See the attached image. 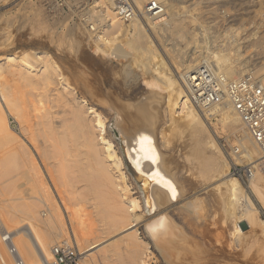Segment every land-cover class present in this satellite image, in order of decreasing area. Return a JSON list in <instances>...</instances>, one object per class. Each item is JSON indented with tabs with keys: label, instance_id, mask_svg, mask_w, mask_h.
<instances>
[{
	"label": "bare ground",
	"instance_id": "1",
	"mask_svg": "<svg viewBox=\"0 0 264 264\" xmlns=\"http://www.w3.org/2000/svg\"><path fill=\"white\" fill-rule=\"evenodd\" d=\"M163 1L166 2L168 10V16L165 21L152 22L142 17H136L127 23L125 27L116 17L114 10L115 0H96L97 4L101 5L97 20H101L102 24L99 27L102 29H99L101 35L97 33L95 39L91 42L96 47H93L95 49L93 50L101 52L102 57L113 58L115 48H112V43L116 36L119 34L128 35L127 37L130 40L133 53L144 58L140 60L142 74L149 75V79H151L149 82L147 81L149 79L145 80L149 83V94L144 99L137 100V104L134 102L136 104L134 107H132V101L130 103L132 106L125 103L127 104L125 107L133 108L131 110L126 107L125 111L131 110L129 111V114H131L129 116H132L134 125L139 126L146 123V126L140 130H137L134 126L132 130H126L127 132L130 131V134L126 133L127 136L125 139L120 140L119 138L117 140V144L121 146V155H119L116 145L112 141L114 137H109L108 131L111 132L113 130L112 127L105 121V117L101 111L94 107V102L101 104L105 101L102 100L103 97L99 98L97 96L92 86L93 84L89 81L91 78L89 74L88 76H83L82 73H72L71 75H76L72 77L73 80L76 78L73 82L71 81L72 79H68L69 77H65L66 75H64L59 67L53 66L54 62L42 53H36V55L33 52L31 53L35 56L34 60L36 59L39 64L41 63L38 69L27 60L28 58H24L26 55L23 56L21 61L12 54L6 56L3 54L4 57L0 56V264H15L14 256L9 251L10 245H13L17 249L25 264H55L50 254V248L52 253V243L63 234L62 231L57 230L61 220V211L58 206L59 204H57L58 202L54 201L55 198H52L53 196L50 195L52 192H49V187L47 188L48 191L46 189L48 182L45 183L46 179L42 175L41 165H44L46 167H44L45 169L48 167L51 169L59 168L61 165L63 171V168L67 169L66 166L70 158H72L68 169L72 168L73 162L72 171L75 172L74 176L77 177L76 179L85 182L84 186L89 191L90 189L94 190V188H97V185L105 187L107 190L104 191L103 196L110 197L116 203L118 214L122 213L123 219H131L132 223H128L125 227L122 226L121 229L132 228L134 221L137 220L140 214L148 215L154 213L158 203L162 204L164 209L170 207V202L178 194L179 184L177 185L178 174L176 170L178 167L175 170H171L170 167L168 169L166 165L168 162L163 161L156 150L155 143H157L156 138L158 135L161 139H165V143H169V140L164 130L165 127L162 126L163 129H161L162 127L158 128L159 126L155 127V125L152 127L153 117L151 114H156L157 108L155 109L156 112L154 111L150 114L149 100L151 99H159L162 109L160 108L158 110H164L162 114L164 113L163 119L167 124L166 126L173 125L175 128L184 126L190 131V139L194 143L193 147H197L192 154L194 160H196L194 162L201 166H207L208 178L215 179L217 183H212V186L214 185L213 187H216L215 190L221 199L218 210L219 212L222 210V216L219 215L221 217L220 219H222L221 223L225 224L227 226L224 225L226 228H229V235L233 238L229 243L222 242L221 240L223 239L219 240L221 251L224 249L226 251L225 254L233 261L236 256L232 249L234 247L236 249L243 247L237 237L238 234L242 233L238 222L241 221L242 217L245 219V216L247 219L249 217H256V208L250 198L245 195L246 193L243 192L240 180L227 172L229 163L226 158L224 160L221 159L223 154L217 141L212 138L213 135L210 133L211 128H208V124L202 119L197 109L188 103L186 93L182 89V78L184 72L200 60H208L229 78L238 77L245 72H252L264 85V68L262 66H254L250 69L246 68L247 61L242 63L240 59L239 32H233L235 33L233 34L234 36L231 35L229 37L231 40H222L224 41L222 45L224 47L223 49L226 50V54L224 52L220 54L215 53L214 50L213 52L209 51L203 54L201 44H194L192 49L181 52L180 54L177 53L178 56L174 60L173 71L162 69L161 60L146 32L145 24L155 31H160L162 29L160 25L164 24L170 33L176 35L181 40L184 37L183 28L181 27L184 25H176L175 17L179 16V9H184L185 7L184 5H174L173 1ZM253 12L254 14H251L252 17L259 14L264 22V13L258 10L256 11L255 9ZM190 35L196 41L195 35ZM256 42L258 43L257 45L260 51L262 50L264 52V36H260ZM7 45V43L4 44V46ZM232 46L237 56L234 58L230 57V55L228 56V51ZM185 47L189 49V47ZM259 54L260 52L257 51L255 53L257 57L255 58H258ZM92 57L90 59H93ZM71 83H75V85L73 84V86ZM84 95H87L85 97L88 98H85ZM3 105L7 108V111L9 110V112L13 113V116L14 114L16 115L15 118L19 122L15 120L19 124L20 131L18 132H21V138L20 136H16L18 133L15 134L13 129L7 125L8 121L4 118L5 111ZM202 111L205 119L206 116L212 117L219 115L220 118L218 119L230 130L235 139L237 138L236 142L241 147L242 154L234 156V161L249 164L259 159L260 152L258 148L250 139L240 116L228 104L225 96L216 104ZM162 114L160 115L162 116ZM178 141L181 142L180 146L186 148L184 138L181 137ZM236 142L234 141V144ZM129 144L137 145L136 155L131 152L133 147L130 150ZM206 150L211 152L212 156H205L204 151ZM82 152L86 154L88 161V158H90L94 167V170H92L95 173H87L91 167L89 165V169L87 170L86 167L88 166L83 165L84 162L81 161L83 160ZM71 155L72 157H70ZM86 157H84L85 161H87ZM54 160H58L56 162L58 166L53 167L52 164L49 166ZM171 162L170 164L172 165L175 163L174 160V163ZM55 164L53 165L56 166ZM84 164H87V162ZM62 165H64L63 168ZM51 169L48 168V174L50 176H52L51 173L53 172V169ZM57 169H55V172L58 175L56 173L54 175L56 178L52 176L53 179H56L55 181L53 179L51 180V182L54 181L53 184L59 181V178H57L59 176L60 181L63 180V172L60 173V168ZM65 169L64 171L68 170ZM125 170L135 184L138 197H133L129 193L130 190L125 181ZM45 172L47 173V170ZM134 174H136L137 179L134 178ZM248 180L250 188L264 205V193L261 189L262 186L264 187V174H261L259 168H257L253 177ZM60 181L59 184H61ZM46 184L47 186H45ZM55 185L58 186V183H55ZM180 187L182 192H185L183 191L184 187L182 185ZM54 188L55 192H61L58 191L57 187ZM184 190L186 189L184 188ZM145 196L147 199H145ZM215 211L217 210L215 209ZM214 219L216 220V218ZM120 220L121 218H116L112 221V224H118ZM260 220L264 226V220ZM216 221L212 224L219 223H216ZM223 224L221 225L223 226ZM218 225L214 227L216 228ZM224 226L222 227L223 229L221 227L219 228L224 230ZM109 232L106 231L107 234ZM102 233L103 236L104 232ZM101 234L94 232L91 235V239L97 238V240L90 241L85 251L97 247L103 241L102 239L105 237L100 236ZM201 234L204 235L203 232ZM225 235H227L226 232ZM222 237L225 240L227 236ZM64 241L68 243L67 240ZM214 241L216 243V240ZM61 242L63 240L54 245ZM2 243L5 245V249H7V253L10 256L2 247ZM206 246L208 245L206 244ZM22 249L26 251L28 260L24 258ZM84 252L80 254L82 255ZM136 256L139 257L137 254ZM81 259H84L83 255ZM206 260L204 258V261ZM229 261L227 260L228 263L224 261V263L237 264ZM131 262V264H148L142 256L139 263L134 258L131 259Z\"/></svg>",
	"mask_w": 264,
	"mask_h": 264
},
{
	"label": "rangeland",
	"instance_id": "2",
	"mask_svg": "<svg viewBox=\"0 0 264 264\" xmlns=\"http://www.w3.org/2000/svg\"><path fill=\"white\" fill-rule=\"evenodd\" d=\"M169 1H173L176 6L177 4L178 6H185L184 9H179L180 14L175 17L176 25H184L181 27L184 32V37L181 40L176 37V35L170 33L164 24L160 25L162 28L160 31H155L145 24L146 22L144 20L146 32L158 53L162 69L173 71L175 64L174 60L178 54L192 49L194 44H201L203 54L209 51L213 52V50L215 53L220 54L224 52L226 54V50L223 49L224 47L222 45L224 41L222 40H231L229 37L231 35L234 36L233 34L235 33L233 32H239L241 49L240 59L242 63L247 61L246 68L250 69L254 66H262L264 68V52L262 50L260 51L257 45L258 43L256 42L259 40L260 36H264V22L259 14L254 17L251 15L254 14V9L264 13V0ZM86 6L91 8L87 11V9H85ZM100 9L101 5H98L96 0H74L71 1L67 9L61 11L50 7L46 0H0V56L4 57L3 54L5 56L12 54L21 61L23 56L26 55L24 58H28L27 60L38 69L41 63L39 64L36 59L34 60V55H36V53H42L48 56L54 62V65H52L59 67L64 75H66L65 77H69L68 79L70 80L72 77L76 76L71 75L72 73H82L83 76H88L89 74L91 78H87H90L89 81L93 84L92 86L97 96L99 98L103 97L102 100L105 101L102 102L104 105L102 103L97 104L96 102H94L95 105L94 103L93 105L101 111L102 115L105 117V121L112 127V133L108 131L109 137H114L112 141L115 143L119 155H121V146L117 144V140L119 138L120 140L125 139L127 134H130V131H127L132 130L134 126L137 130L146 126V123L139 126L134 125L135 123L133 122L132 116H129L131 115L129 111L133 108L129 107L131 110L125 111L126 107L129 109L128 106L125 107V105H129L133 102V106L131 104L129 106L134 107L137 104L136 102L144 99L145 96L149 94L148 82L151 79H149V75L142 74L140 60L144 58L141 56L140 58L133 53L130 40L127 37L128 35L119 34L116 36L112 43V48H115V51H113L115 54L117 52V54L116 56L114 54L113 58L102 57L101 52L94 51L96 47L94 43L91 42L95 39L97 33L101 35L100 30L102 29L99 27L102 24L101 20H97V18H99ZM84 14L90 15V18L94 20V24H96L95 27L98 30L97 33L90 30L82 21V16ZM183 21L186 22L185 24L188 26H186ZM123 26L126 27L127 25L123 23ZM128 29L130 28L128 27ZM190 34L195 35L196 41H194V37ZM161 35L164 37H161ZM3 42L8 45L4 46L5 43ZM185 46L189 47V49H186ZM257 51H259L260 54L258 58H255L257 57L255 55ZM32 52L34 55L31 54ZM169 52L170 54H168ZM229 55L232 58L237 57L233 46L228 51V56ZM91 57L94 60L90 59ZM74 80H76V78H74ZM74 80L72 79L71 81L74 82ZM73 84L75 85V83ZM182 89L184 91L183 85ZM85 96L87 95H84V97ZM154 101H156L157 104H155L156 102L154 103ZM134 102L136 104H134ZM149 103L150 114L157 110L156 114H151L153 117L152 127H154V125L155 127L159 126L158 128L162 126L165 127L164 130L169 140V143H165V139L162 138L164 140L163 142L158 135L156 138L157 143H155L156 150L160 158L168 162V164L165 163L168 169L170 167L171 170H175V168L178 167L176 169L178 174L177 179L178 182L181 183L177 182V185H182L186 189L184 190L182 187L185 192H182L181 187L179 188L178 186L177 197L172 199L168 209H164L163 205L158 203L154 213L146 215L138 212L140 215L137 220L134 221L133 227L121 229L122 226L125 227L128 223H132L131 219H123L122 213L118 214L116 203H114L110 197L103 196V193H105L104 191L107 190L105 187L97 185V188H94V190L90 189L89 191V189L84 186L85 182L76 179L77 177L74 176L75 172L72 171L73 162L72 168L68 169L71 164L70 160L72 161V158H70L72 155L69 157L70 164L68 163L66 166L70 171L69 173L67 169L63 168L64 165H62L63 171L61 165L59 167L60 169L57 167L58 165L56 162H58V160H54L49 164V166L52 164L53 167H57L61 171L60 173L63 172V175L66 176L65 178L62 176V181H60V176L57 177L61 182V184H59V181L55 182L56 184L58 183V186H54L55 183L53 184V182L56 179L52 178L55 173L58 175V173L55 172L57 168H52L54 174L52 172V176H50L48 174V168H51L48 167L45 169L46 167L41 165L42 175L46 179L45 183L48 182V186L47 184L45 185L47 186L46 189L49 187V192H52L50 195L53 196L52 198H55L54 201L58 202L57 204H59L58 206L61 211V220L57 230L62 231L63 234L59 236L52 245L59 241L67 240L69 244L72 243L76 251L81 253L88 248L90 241L93 242L92 240H97V238L91 239V235L94 232L97 234L104 232L103 236L105 238L102 239L103 241L97 247L85 251L84 254L82 253L84 256V259H81L82 264H131V259L133 258L139 263L141 256L148 264H225L224 261L227 262V260L229 261L230 259L225 254L226 251L224 249L221 251L219 240L223 239L221 240L222 242L229 243L233 238L229 235V228H226L227 226L221 223L222 219H220L221 217L219 215L222 216V210L220 209L221 211H218L221 199L218 192L215 190L216 187H213L214 185L212 186V183H217L215 179L208 178L207 166H201L194 162L196 160H194L192 154L197 147H193L194 143L190 139V131L184 126L180 128H175L173 125L166 126L167 124L163 119L164 113L162 114L164 110H158L161 108L159 99H151ZM3 106L5 111L4 118L9 123H7V125L13 129L15 134L18 133L16 136H20L21 138L22 134L18 132L20 131L19 121L15 118L16 115L14 114L13 116V113L9 112V110L7 111L5 105ZM197 111L206 124H208V128H211L210 133L213 135L212 138L217 141L223 154L221 159L224 160L226 158L229 163L227 172L233 175L230 170V165L232 163L230 159L232 158L231 150L233 146L237 144V138L235 139L230 130L218 119L220 118L219 115L212 117L206 116L205 119L203 111L198 109ZM158 112H161L160 114H162V116ZM15 119L18 122H16ZM163 127L161 129H163ZM181 137L185 139L186 148L180 146L181 142L178 141V139ZM234 141L236 144H234ZM128 146L130 150L133 147L131 152L136 155L135 151L138 148L136 147L137 145L129 144ZM83 152L81 153L83 156V160L81 161L84 163L87 162V164L83 163V165L88 166L86 167L87 170L89 169V165L91 167L90 169L94 170L90 158H88L89 162L86 154ZM204 155L212 156L211 152L207 150L204 151ZM84 157H86L87 161H85ZM169 161L175 165L173 164V166ZM234 162L244 164L238 161ZM44 169L47 170V173ZM64 169L67 171H64ZM90 169L86 172L95 173ZM259 170L261 174H264V168ZM125 174V181L130 190L129 193L133 197H138L135 184L126 170ZM54 177L56 178V176ZM52 179L54 180L53 182H51ZM240 182L243 187V192L246 193L245 195L250 198L256 208V217H249L247 219L245 216V219L242 217L241 221L238 222L242 233L238 234L237 237L243 247H239V249L234 247L232 249L236 258L230 261L237 264H264V226L260 220H264V205L250 188L249 180H240ZM54 187H57L58 191L61 192L59 193L56 191L57 194ZM261 189L264 193L263 186ZM215 209L218 212L215 211ZM116 218H121V220L118 224L113 225L112 221ZM214 218L220 220L216 221ZM215 221L216 223L219 222V225L212 224L215 223ZM220 223L226 226H224V230H222L223 226ZM215 225H218V227L215 228ZM199 230L203 232L204 235H202L201 232L199 233ZM106 231L110 232L107 234ZM111 231L113 232L111 233ZM225 232L227 235H225ZM102 234L100 236H102ZM222 236L227 237L224 240ZM214 240H216V243ZM206 244L208 246H206ZM211 245H213V248ZM2 247L4 249L6 248L3 243ZM31 248L34 250L33 247ZM240 249L242 250L241 252ZM5 251L7 253V249H5ZM22 253L24 258L28 260V255L24 249H22ZM50 254L54 261L51 248ZM136 254L139 257H137ZM82 255L80 254V256ZM204 258L205 260L207 258V260L204 261Z\"/></svg>",
	"mask_w": 264,
	"mask_h": 264
},
{
	"label": "built area",
	"instance_id": "3",
	"mask_svg": "<svg viewBox=\"0 0 264 264\" xmlns=\"http://www.w3.org/2000/svg\"><path fill=\"white\" fill-rule=\"evenodd\" d=\"M46 1L50 7L61 11L67 9L74 0ZM90 8L85 7L87 11ZM114 10L117 19L125 24L136 17L152 22H163L168 16L167 4L163 0H115ZM82 21L90 30L97 33L96 24L90 15L84 14ZM182 83L188 103L198 110L211 107L225 96L258 148L259 159L249 164H239L233 161V157L241 155L242 149L238 144L234 145L231 150V173L240 180H248L253 177L257 168H264V85L259 78L252 72L229 78L210 61L201 60L184 72ZM9 251L14 256L15 264H25L13 245H10ZM52 253L55 264H82L80 253L72 243L63 241L53 245Z\"/></svg>",
	"mask_w": 264,
	"mask_h": 264
},
{
	"label": "water",
	"instance_id": "4",
	"mask_svg": "<svg viewBox=\"0 0 264 264\" xmlns=\"http://www.w3.org/2000/svg\"><path fill=\"white\" fill-rule=\"evenodd\" d=\"M134 178H136V179H137V176H136V174H134ZM145 199H147V198H146V196H145Z\"/></svg>",
	"mask_w": 264,
	"mask_h": 264
}]
</instances>
